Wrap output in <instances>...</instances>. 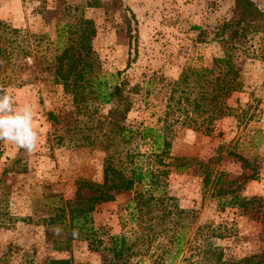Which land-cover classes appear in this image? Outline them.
I'll return each instance as SVG.
<instances>
[{
  "label": "rangeland",
  "instance_id": "374dc122",
  "mask_svg": "<svg viewBox=\"0 0 264 264\" xmlns=\"http://www.w3.org/2000/svg\"><path fill=\"white\" fill-rule=\"evenodd\" d=\"M251 1L264 14V0ZM232 11L233 0H0V19L19 28L17 41L23 33L33 34L26 38L32 55L22 60L23 68L14 75L0 72V76L18 82L5 88L14 98V107H32L41 145L30 153L0 141V264H41L49 257L106 264L111 258L107 249L111 236L122 238L126 250L121 259L126 264H165L162 258L171 249L170 239L176 234L179 238L181 231L174 264H206L217 252L231 262L264 250V220L259 213H245L238 207L220 209L212 189L202 187L193 164L181 173L173 167L166 169L164 185L153 193L164 194L162 202L137 207L134 194L142 188L136 185L114 201L98 204L92 212L95 250L85 240H74L68 251L55 252L45 240L42 224L72 197L75 180H101L107 144L94 126L96 114H104L108 106L80 107L74 115L70 96L62 93L46 70L32 65L55 47L54 22L67 25L78 16L91 20L94 72L122 83L129 97L130 86L136 84L125 125L153 126L181 69L208 67L213 58L223 55L216 33L218 25L230 20ZM233 28L225 29L223 37ZM263 32L264 25L246 27L234 43L241 88L226 101L231 115L218 121L211 134L182 128L170 138V156L209 160L210 177L222 173V180L234 181L230 189L236 188L244 197L264 198ZM47 112L58 118L71 116L56 125ZM130 148L141 152L148 145L134 138L119 147L118 158L124 160ZM229 151L255 166L254 179L246 178L250 171ZM175 209L187 212L182 226L181 220L175 225ZM173 230L177 233L172 234Z\"/></svg>",
  "mask_w": 264,
  "mask_h": 264
},
{
  "label": "trees",
  "instance_id": "16d2710c",
  "mask_svg": "<svg viewBox=\"0 0 264 264\" xmlns=\"http://www.w3.org/2000/svg\"><path fill=\"white\" fill-rule=\"evenodd\" d=\"M87 2V6H93ZM63 15V13H61ZM55 47L48 49L36 58L33 66H39L50 74L54 84L61 87L62 93L71 98L76 108L90 107L93 104L107 105L104 114H96L95 128L101 132L105 154L102 158V175L99 182L77 179L74 183V192L63 206L54 209V213L45 218V240L55 252H66L74 240L87 241L88 248L95 250L92 238L96 236V229L92 223V212L97 205L112 202L115 196L127 193L136 185L140 191L134 194L136 206H146L150 202H162L164 194L159 192L163 184V177L167 175V168L173 167L175 173H181L186 167L194 165V171L201 175L203 188H211V195L216 197L220 209L238 207L242 212L259 213L264 220V198L261 196H240L236 188L230 189L233 180H222V173H214L210 177L209 160L201 162L192 158H176L169 155L170 138L182 128H190L203 134H211L216 129L218 121L231 115L232 109L226 104L228 98L241 88L240 66L235 62L234 43H238L240 30L251 27L262 28L264 14L251 0H233L232 17L227 22L218 25L217 35L222 43L223 55L213 58L208 67L192 68L186 66L181 69L179 78L172 84L168 93L161 116L153 126L125 125V116L132 104L131 94L137 85L130 86V97L123 91L122 83H112L104 74L94 72L95 62L92 58L91 39L94 36V27L91 20L78 16L70 24L55 21ZM234 27L225 38V29ZM264 33V32H263ZM19 28L14 29L0 19V72L7 74L24 66L22 60L32 55V47L27 42L31 33L22 34L18 40ZM43 39V36H38ZM49 43V41H46ZM46 43V44H47ZM47 47H45L46 50ZM37 51V50H36ZM50 52L49 55L45 53ZM23 65V66H22ZM5 74V75H6ZM111 75V74H109ZM118 73L111 75L117 76ZM16 80L0 76V84H16ZM22 83V82H20ZM71 114L65 116L69 118ZM52 112L47 117L54 124L63 123V118ZM67 132V131H66ZM219 133V132H218ZM220 134V133H219ZM134 138L147 143L148 149L138 151L130 148L124 153V160L118 158V149L130 144ZM236 157L243 168L250 172L246 178L254 179L255 166L238 153L228 152ZM169 214V212L167 213ZM187 216L185 210L175 209V225ZM177 233L173 230L172 234ZM184 231L172 235L171 249L164 252L162 258L165 264H174L180 251V239ZM122 238L111 236L110 246L107 248L111 258L106 264H126L121 258L126 250ZM214 260H207L206 264H259L264 260V250L259 254L225 261L220 252L214 254ZM162 262H155L160 264ZM41 264H90L88 262H73L71 259L45 258Z\"/></svg>",
  "mask_w": 264,
  "mask_h": 264
},
{
  "label": "clouds",
  "instance_id": "9594fccd",
  "mask_svg": "<svg viewBox=\"0 0 264 264\" xmlns=\"http://www.w3.org/2000/svg\"><path fill=\"white\" fill-rule=\"evenodd\" d=\"M34 115L31 106L14 107L13 96L0 84V141L12 142L30 153L38 151L41 145Z\"/></svg>",
  "mask_w": 264,
  "mask_h": 264
}]
</instances>
